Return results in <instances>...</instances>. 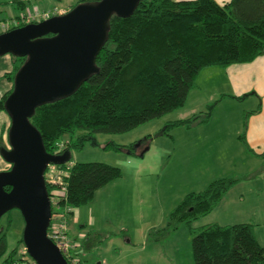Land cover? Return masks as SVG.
<instances>
[{
    "label": "trees",
    "instance_id": "trees-1",
    "mask_svg": "<svg viewBox=\"0 0 264 264\" xmlns=\"http://www.w3.org/2000/svg\"><path fill=\"white\" fill-rule=\"evenodd\" d=\"M263 54L264 0H229L223 5L214 0H143L127 18L112 15L107 40L95 59L98 71L71 95L37 107L29 118L47 153L69 155L61 164L72 166L59 204L71 210L85 206L98 190L122 175L119 168L104 163H72L71 151L82 147L83 141L94 142L96 134L124 133L176 111L184 106L202 69L249 63ZM10 56L12 71L5 78L13 85L25 58ZM12 89L0 98V112L5 111L4 102ZM212 110L210 105L205 113L168 122L158 135L206 123ZM151 137L129 146L109 143L103 148L133 154L146 147ZM239 138L252 152L244 133ZM1 148L7 146L0 138ZM256 156L264 158V153ZM237 182V178H221L202 192L187 194L169 214L165 226L151 229L148 238L158 241L183 223L192 234L194 264H264V246L257 241L252 224L192 227L209 215ZM21 248L22 236L7 253L6 233L0 230V259L6 254L3 264H35L26 252H18Z\"/></svg>",
    "mask_w": 264,
    "mask_h": 264
},
{
    "label": "rangeland",
    "instance_id": "rangeland-1",
    "mask_svg": "<svg viewBox=\"0 0 264 264\" xmlns=\"http://www.w3.org/2000/svg\"><path fill=\"white\" fill-rule=\"evenodd\" d=\"M17 1L0 0V10L14 18L27 10L62 8L67 12L79 3L95 0H29L24 10L17 9ZM1 16L3 22L9 19L7 13ZM237 107L223 102L210 111L208 124L178 127L159 136L176 117L177 112H172L124 133L96 134L94 142L85 140L82 147L71 151L72 163L99 162L117 167L122 173L98 190L85 206L72 209L79 218L78 228L93 245L80 254L84 264H194L192 234L185 224L158 241L149 239L148 233L164 227L169 214L187 194L202 192L211 182L228 177L237 178V184L192 227L249 223L264 246V158L249 154L239 138L247 114ZM148 136H152L149 144L133 154L103 148L109 143L129 146ZM23 227L16 209L1 217L7 253L16 247ZM5 258L6 254L0 264Z\"/></svg>",
    "mask_w": 264,
    "mask_h": 264
},
{
    "label": "water",
    "instance_id": "water-1",
    "mask_svg": "<svg viewBox=\"0 0 264 264\" xmlns=\"http://www.w3.org/2000/svg\"><path fill=\"white\" fill-rule=\"evenodd\" d=\"M141 1L80 3L63 15L0 33V56L25 58L4 102L10 126L8 147L0 154L10 167L0 171V218L19 211L23 245L35 264H68L47 237L51 205L43 173L69 155L47 153L29 118L37 107L71 95L98 71L95 59L107 40L111 16L127 18Z\"/></svg>",
    "mask_w": 264,
    "mask_h": 264
},
{
    "label": "crops",
    "instance_id": "crops-1",
    "mask_svg": "<svg viewBox=\"0 0 264 264\" xmlns=\"http://www.w3.org/2000/svg\"><path fill=\"white\" fill-rule=\"evenodd\" d=\"M19 3L13 4L17 9H21L29 0H18ZM190 1V0H176ZM217 4L223 5L229 0H214ZM62 9V8H61ZM47 10V9H45ZM42 10V11H45ZM64 10V9H62ZM66 12V10H64ZM9 13L0 10L1 14ZM12 63L9 54L0 56V98L12 89V83L9 82L5 75L11 73ZM223 102L230 105L240 106L243 113L247 114L246 127H244V139L252 152L249 154L261 155L264 153V54L257 57L249 63L232 64L225 68L216 66L202 69L196 79L195 87L189 92L184 106L174 112L176 117L173 121L185 120L198 113H204L206 109L213 105V110ZM237 107V108H238ZM258 110V111H257ZM172 112L169 114H173ZM250 113V114H248ZM210 122H206L207 124ZM204 123V124H206ZM10 126L9 116L0 112V138L8 147L7 130ZM208 125H206L207 128ZM258 158H261L258 156ZM9 164L0 157V171L9 169ZM74 226H80L77 213L72 211L69 219V232L73 240L81 241V248L78 249V257L82 251L92 248L91 239L86 236L79 227L77 230ZM82 227V226H81ZM81 235L82 237L78 236ZM255 235V233H254ZM256 237V236H255ZM82 259V258H81ZM80 259V260H81ZM84 264V261L81 260ZM99 264V262L97 263Z\"/></svg>",
    "mask_w": 264,
    "mask_h": 264
},
{
    "label": "built area",
    "instance_id": "built-area-1",
    "mask_svg": "<svg viewBox=\"0 0 264 264\" xmlns=\"http://www.w3.org/2000/svg\"><path fill=\"white\" fill-rule=\"evenodd\" d=\"M66 12L62 9L53 8L45 11H29L27 10L18 19H8L0 23V30L2 32L27 25L31 23H38L47 20L53 16L63 15ZM71 163L63 166L57 164H48L43 173L44 183L46 188L50 190V205L51 217L47 229V237L58 248L65 261L68 264H80L78 257L79 243L69 237V217L71 209L67 206H61L59 201L64 192L65 178L68 176ZM26 252L25 247L20 249V254ZM99 264H105L100 262Z\"/></svg>",
    "mask_w": 264,
    "mask_h": 264
}]
</instances>
